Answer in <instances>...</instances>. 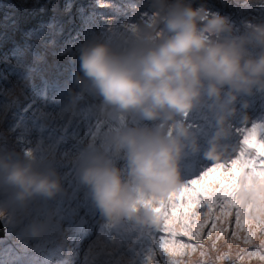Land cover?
<instances>
[{
	"label": "rangeland",
	"instance_id": "374dc122",
	"mask_svg": "<svg viewBox=\"0 0 264 264\" xmlns=\"http://www.w3.org/2000/svg\"><path fill=\"white\" fill-rule=\"evenodd\" d=\"M176 2L164 0L162 5L160 0H0V154H11L20 160L30 155L39 170L55 171L60 184L65 186L67 183L59 177L61 166L68 159L73 164L79 161L74 143L80 134L94 133L99 124L97 118L89 119L85 113L78 115L83 122H76L72 110L76 105L93 113L101 110L97 105L99 101H94L95 92L81 85L75 87V80L71 81V87L75 88L70 98L41 97L43 93L37 91L43 89L40 84L43 76L52 79L63 76L64 64L79 63L81 50L86 45L107 44L117 53H126L140 43L146 45L149 39L158 42L166 35L160 17ZM182 2L228 17L237 35L264 24V0ZM73 21L78 22L76 28ZM94 24L99 27V32L93 35L90 31H95ZM111 27L113 34L107 38L106 31ZM67 31H71L68 37ZM74 36L81 40L75 41ZM253 51L259 53L258 49ZM54 71L59 72L52 75ZM259 95L264 102V91ZM209 103L205 102L204 106L187 114L186 126L195 136L206 134V123L209 124L212 115V111L206 110ZM211 104L214 106L215 103ZM102 115L105 112L102 111ZM128 115L129 112L126 120ZM218 125L223 128L221 137L233 139V149L225 159L205 165L204 173L218 163L228 170L242 154L257 163L264 161V157L245 144L253 129H264V113L253 121V125L230 117ZM102 127L111 129L113 137L118 133L108 119ZM97 135L102 139L101 132ZM113 137L111 141L109 139L112 144ZM258 142H264V131L260 132ZM85 144L89 145L87 149L97 148L96 135L91 134ZM202 151L206 161L207 151ZM114 164L119 168L117 162ZM125 179H130L129 172ZM90 194L87 190L85 198L88 199ZM217 200L220 202L223 198ZM64 203L58 193L54 198L35 197L27 204H21L15 200L12 189L0 188V264H150L151 261L154 264H176V261L179 264H264L261 258L264 257V227L255 222L259 220L255 208L248 212L245 207L239 229L235 224L237 209L233 208L226 225H218V229L225 227V231H214L209 237L206 233L210 229L205 228V235L199 241L165 231L161 239L162 251L158 254L155 247L144 246L138 239L131 241L100 227L91 237L82 236L84 226L78 224L77 217L72 219L63 207ZM60 209L63 214L58 213ZM195 210L201 218L207 212L206 207ZM222 211L213 209L216 215ZM244 218L252 223L245 225ZM102 219L107 221L106 216ZM114 224L111 227L123 232H131L142 225L122 218ZM175 225L180 229L179 223L174 224V228ZM74 227L76 229L72 230ZM34 228L39 229V235L34 234ZM250 232L253 235L250 236ZM46 239H49L48 243ZM165 241L191 244L195 250L172 248L171 243L166 245ZM126 245L127 248L123 247ZM173 252L175 258H171ZM140 254L143 255L141 259Z\"/></svg>",
	"mask_w": 264,
	"mask_h": 264
},
{
	"label": "clouds",
	"instance_id": "9594fccd",
	"mask_svg": "<svg viewBox=\"0 0 264 264\" xmlns=\"http://www.w3.org/2000/svg\"><path fill=\"white\" fill-rule=\"evenodd\" d=\"M160 21L166 35L158 42L149 39L146 45L126 53H117L107 44L82 48L83 75L75 76L76 83L102 96L106 105L132 115L120 127L110 121L118 132L110 145L121 157L115 161L119 168L106 154H90L80 178L93 199L85 198L86 190L77 185L66 202L73 217L87 212L83 202H95L107 220L126 217L141 222L132 234L119 233L155 247L158 254L166 231L163 217L166 213L171 216L176 194L207 174L205 165L225 159L233 149V139L221 137L207 123L206 134L193 135L183 116L211 102L222 107L223 124L234 112L232 105L239 95L264 91V24L237 35L228 17L193 8L182 0L168 6ZM254 49L259 53L254 54ZM261 131L264 129L252 131L257 140ZM200 148L207 151L206 161ZM94 149L99 152V147ZM183 153L202 157L197 164L189 159L178 167ZM219 165L224 164L213 168ZM127 172L130 179H125ZM0 188L12 189L21 204L35 197L54 198L62 190L55 171L39 170L30 155L20 160L11 154H0ZM85 218L88 222H80L81 229L90 225L89 216ZM105 222L101 220L97 228L102 229ZM33 232L40 234L38 228Z\"/></svg>",
	"mask_w": 264,
	"mask_h": 264
},
{
	"label": "snow or ice",
	"instance_id": "6c2138e0",
	"mask_svg": "<svg viewBox=\"0 0 264 264\" xmlns=\"http://www.w3.org/2000/svg\"><path fill=\"white\" fill-rule=\"evenodd\" d=\"M245 144L255 149L256 153L264 157V142H258L254 134L249 135ZM223 170V171H222ZM259 190V191H258ZM223 200L218 202L217 198ZM171 216L166 213L163 217L165 230L173 235L188 236L191 240L199 241L205 235L204 229L209 228L207 236L219 230L225 231V227H219L222 223L226 225L227 217L233 208L236 211V227H241L242 217H245V207L248 212L255 208L259 214V220L255 221L259 226L264 227V161L257 163L254 160L244 158L231 163L230 169L225 170V165H219L207 172L201 179L195 180L190 187L185 188L176 194L170 205ZM197 207L207 208L203 218L197 214ZM222 209L220 215H216L213 209ZM179 213V215H177ZM179 223L180 229L173 227ZM252 223L244 218V224ZM250 236L253 233H249ZM176 244L175 241H165V244ZM179 249L192 248L189 244H178ZM264 259V257H261ZM179 264V261H176Z\"/></svg>",
	"mask_w": 264,
	"mask_h": 264
},
{
	"label": "trees",
	"instance_id": "16d2710c",
	"mask_svg": "<svg viewBox=\"0 0 264 264\" xmlns=\"http://www.w3.org/2000/svg\"><path fill=\"white\" fill-rule=\"evenodd\" d=\"M223 9L225 10V8H223ZM74 10H76V9H74ZM227 11H229V9ZM73 25H74V28H76L78 26V22L73 21ZM92 28L95 31L91 32L89 30L91 34L94 35L97 32H99V27L96 24H94V26H92ZM70 32L71 31H67V34H66L67 37H68ZM112 34H113V27L109 28V30L106 31V37L108 38V37L112 36ZM141 38H142V36H141ZM74 40L80 41L81 38L74 36ZM138 45L140 46L142 44L140 43ZM115 48H116V46H115ZM64 66H65L64 67L65 72H64L63 76H61V77H56L55 79H52L50 77L43 76V80L40 82L41 86H43V89L37 91L40 94L43 93V95L41 97H49L50 95H57L58 98H60L61 96L63 97V95H66L68 93L69 89L72 88L71 85L73 83H71V81L75 80V76L77 74H79L81 76L83 75L80 72V62L77 63V62L73 61V66H68L67 64H64ZM58 72L59 71H54L52 73V75H55ZM75 82H76V80H75ZM25 85L28 86L27 83ZM61 100H63V99H61ZM60 102H62V101H60ZM131 115H132V112H130L128 116L131 117ZM95 118L99 119L100 117H99V115H96ZM102 119H105V117L103 116ZM122 122H123V124L126 123V115L122 116ZM61 133H63V132H61ZM97 133H98V129H95L94 133H91V134H93V135L95 134L97 137ZM89 137L90 136H87V137L81 138V139L77 138L76 142L74 143L77 155L79 156L80 159L75 164L71 163L69 160L64 162V165L69 167V172H74V173L81 172V168L83 167L85 161L87 160V158L89 156H91L90 152H88V154L86 153V151H89V150L86 149L87 144H85V140L87 141L89 139ZM63 147H64V145L62 144L61 149H63ZM91 150H95V149H91ZM65 166H61V170H64Z\"/></svg>",
	"mask_w": 264,
	"mask_h": 264
},
{
	"label": "bare ground",
	"instance_id": "6f19581e",
	"mask_svg": "<svg viewBox=\"0 0 264 264\" xmlns=\"http://www.w3.org/2000/svg\"><path fill=\"white\" fill-rule=\"evenodd\" d=\"M63 50V49H62ZM253 105H254V101H253V103H252ZM218 156H219V154H217ZM85 189H89V187H85ZM13 194H14V192H13ZM58 213L59 214H63V211L60 209V210H58ZM72 230H74V229H76V227H74V228H71ZM57 235V234H56ZM58 236V235H57ZM59 237V236H58ZM46 242L48 243L49 242V239H46ZM48 246V245H47Z\"/></svg>",
	"mask_w": 264,
	"mask_h": 264
},
{
	"label": "water",
	"instance_id": "95a60500",
	"mask_svg": "<svg viewBox=\"0 0 264 264\" xmlns=\"http://www.w3.org/2000/svg\"><path fill=\"white\" fill-rule=\"evenodd\" d=\"M0 229H1V227H0Z\"/></svg>",
	"mask_w": 264,
	"mask_h": 264
}]
</instances>
